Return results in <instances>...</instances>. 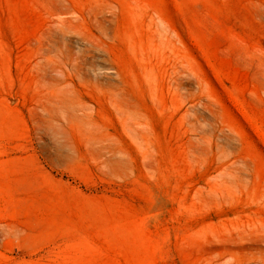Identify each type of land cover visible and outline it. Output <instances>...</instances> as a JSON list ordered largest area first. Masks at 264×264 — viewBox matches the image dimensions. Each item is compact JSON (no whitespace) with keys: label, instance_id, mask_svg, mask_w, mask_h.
<instances>
[{"label":"rangeland","instance_id":"rangeland-1","mask_svg":"<svg viewBox=\"0 0 264 264\" xmlns=\"http://www.w3.org/2000/svg\"><path fill=\"white\" fill-rule=\"evenodd\" d=\"M0 264H264V0H0Z\"/></svg>","mask_w":264,"mask_h":264}]
</instances>
